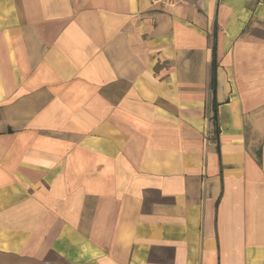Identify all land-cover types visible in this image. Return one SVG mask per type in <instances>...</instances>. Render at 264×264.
<instances>
[{
    "label": "crops",
    "instance_id": "obj_1",
    "mask_svg": "<svg viewBox=\"0 0 264 264\" xmlns=\"http://www.w3.org/2000/svg\"><path fill=\"white\" fill-rule=\"evenodd\" d=\"M0 264H264V0H0Z\"/></svg>",
    "mask_w": 264,
    "mask_h": 264
},
{
    "label": "built area",
    "instance_id": "obj_2",
    "mask_svg": "<svg viewBox=\"0 0 264 264\" xmlns=\"http://www.w3.org/2000/svg\"><path fill=\"white\" fill-rule=\"evenodd\" d=\"M151 5L161 9L174 8L182 5L186 0H147Z\"/></svg>",
    "mask_w": 264,
    "mask_h": 264
},
{
    "label": "trees",
    "instance_id": "obj_3",
    "mask_svg": "<svg viewBox=\"0 0 264 264\" xmlns=\"http://www.w3.org/2000/svg\"><path fill=\"white\" fill-rule=\"evenodd\" d=\"M213 122L215 125L217 124V113H215L213 116Z\"/></svg>",
    "mask_w": 264,
    "mask_h": 264
}]
</instances>
